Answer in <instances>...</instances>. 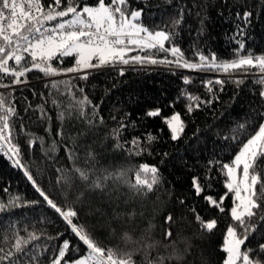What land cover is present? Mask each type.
<instances>
[{
	"label": "trees",
	"instance_id": "trees-1",
	"mask_svg": "<svg viewBox=\"0 0 264 264\" xmlns=\"http://www.w3.org/2000/svg\"><path fill=\"white\" fill-rule=\"evenodd\" d=\"M83 2L93 4L95 0ZM129 3L132 8L145 7L142 23L151 30L171 29L172 19L179 18L183 9L184 18L174 29L172 43L192 62L198 60V54L215 55L218 62L229 61L241 41L245 44L241 54L264 53V0H129ZM245 12L251 13L246 20ZM171 46L165 42V47ZM151 51L157 59L166 55L174 59L170 54ZM144 54L137 50L129 55ZM73 63L74 58H66L62 66L66 68ZM78 75L49 77L33 70L22 78L24 83L14 85V90L0 88L16 108L17 115L12 119L18 135L14 143L21 148V162L36 184L57 205L76 210L78 218L74 222L84 225L99 246L132 252L137 264H142L143 252L136 249L153 241L169 243L163 236L169 227L184 259L168 264H222L226 254L220 249L226 228L232 223L228 214L232 197L229 195L224 201L225 212L221 213L209 206L204 195L218 198L224 194L225 177L215 162L232 160L239 144L227 138L246 121L257 126V115L264 112V101L259 95L261 86L256 83L261 76L258 69L250 70L239 85L233 80L242 76L240 72L229 75L209 69L177 68L174 64H117L92 70L87 80L76 78ZM186 77L192 82L185 84ZM216 78L224 80V84L211 85L209 92L206 82ZM11 79L6 77L4 82ZM53 81L70 84L60 83L53 88ZM69 87L71 93L67 91ZM188 94L213 102L188 113L186 106L194 103L189 101ZM84 96L91 104L84 107L81 117L73 105ZM155 108L162 110V116L145 118V112ZM174 112H179L185 123L177 141L171 139L163 121V117ZM121 123L127 124V128L116 136L114 130ZM21 124L24 132L20 131ZM58 130L63 135L58 136ZM147 133L157 139L151 145L142 144L148 150L135 155L136 149L130 148L128 142ZM34 137L41 139L29 147V139ZM118 143L122 147L118 148ZM210 161L213 166L209 172ZM143 163L157 166L161 177L160 184L147 194L134 193L122 179H108L104 191L91 187L93 181L108 173L127 171V179L134 180V171ZM260 163L264 166V160ZM77 169L86 172L89 179H81ZM24 173L25 169L13 166L8 155L0 153V202L20 198L15 201L16 206L0 211V246L9 248L17 233L25 237L35 233L39 239L28 246V251L36 259L28 264H50L52 249L58 248L63 240L77 245L79 254L86 253V246ZM209 176L211 179H206ZM193 177L210 183L211 192L196 196ZM193 208L205 220L217 219V228L211 234L200 229ZM168 215L174 218L171 226L165 223ZM151 251L153 255H167L171 249L157 247ZM78 253L73 251L72 257Z\"/></svg>",
	"mask_w": 264,
	"mask_h": 264
},
{
	"label": "snow or ice",
	"instance_id": "snow-or-ice-1",
	"mask_svg": "<svg viewBox=\"0 0 264 264\" xmlns=\"http://www.w3.org/2000/svg\"><path fill=\"white\" fill-rule=\"evenodd\" d=\"M144 15L145 7L132 8L129 0H95L93 4L84 3L83 0H0V88L14 90V85L24 83L22 78L33 70H38L49 77L78 73L80 75L76 78L87 80L92 70L114 67L117 64H174L177 68L209 69L229 75L240 72L242 76L233 80L237 85L244 82V77L250 70L258 69L261 76L256 83L261 86L259 95L264 101V53L247 51L246 54H241V50L245 49V44L241 41L234 52V58L229 61L218 62L215 55L209 57L198 54V60L192 62L186 59L181 49L172 43V37L176 35L174 29L184 18L183 9H180L179 18L172 19L171 29L151 30L142 23ZM250 15L251 13L245 12V20ZM165 42L172 46L165 47ZM153 49L170 54L174 59H168L167 55L157 59L151 51ZM137 50L145 54L129 55ZM66 58H74V63L65 68L62 65ZM10 61L13 63L10 64ZM123 74L124 70L121 69L120 75ZM6 77L12 79L5 83ZM191 82L187 77L184 79L185 84ZM60 83L70 84L68 81H53L51 86L58 88ZM213 84L222 86L224 80L219 78L208 80L206 87L209 92H212ZM220 90L222 91L223 88L221 87ZM67 91L71 93V87ZM79 91L82 93L83 89ZM187 98L194 102L186 106L188 113L199 109L202 104L213 102L211 99L203 101L190 94ZM73 99L75 100L74 94ZM216 99L218 100V97ZM88 104H91V101L84 96L76 100L73 108L83 117L84 107ZM253 111L255 112V109ZM16 115L14 104L3 92H0V153L8 155L13 166L25 169L24 174L32 182L35 190L86 246V254H79L77 245L70 244L69 240H63L58 248L52 249L54 254L50 264H137L132 252H121L99 246L84 225L74 222V218H78L76 210L71 206L62 208L57 205L36 184L26 165L21 162V148L14 143L18 133L12 118ZM144 115L145 118L161 117L162 110L148 109ZM163 121L170 131L171 139L179 140L185 128L181 114L174 112L169 117H163ZM249 127H252L251 132ZM126 128L127 124L121 123L114 130V134L120 136ZM20 131L24 132L22 124ZM57 135H63L62 130H58ZM40 139V137L29 139L28 146L33 147ZM156 139V136L147 133L143 138L133 137L128 144L130 148L136 149L135 155H140L148 150L142 144L151 145ZM227 139L237 142L239 150L230 162H215L220 165V171L225 177L226 191L218 198L211 194L204 195L209 206L217 208L221 213L225 212L224 201L229 195L232 197V207L228 209L232 223L226 228L220 249L226 254L222 264H264L262 259L264 257V166L260 163L264 160V112L257 115V126H252L246 121L238 125L233 130V135ZM116 146L122 147L119 143ZM209 166L210 172L212 161L209 162ZM76 171L79 172L81 179L85 181L89 179L86 172L79 169ZM127 176V171L108 173L93 181L91 187L104 191L105 181L122 179L134 193L147 194L161 182L159 168L147 163L140 164L134 171V180L127 179ZM192 188L196 196H201L206 191L211 192L212 186L210 183H202L200 177H193ZM5 191L7 192V189ZM19 199L15 197L6 203L0 202V211H7L9 206H16L15 201ZM180 203L183 204L184 201L181 200ZM192 211L202 231L211 234L217 228L216 218L205 220L195 212V208ZM165 223L171 226L174 218L168 215ZM125 236L130 239L127 233ZM163 236L169 243L153 241L136 249L143 252L142 264H168L173 260L180 262L184 259L183 254L177 249V242L172 240L171 227L164 231ZM38 239L35 233H28L27 237L17 233L9 248L0 246V264H28L34 261L36 257L29 255L28 246ZM32 247L35 248V245ZM157 247L171 251L167 255L159 253L153 255L151 250ZM73 251H77L76 257H72ZM187 251L188 246L184 249L185 253Z\"/></svg>",
	"mask_w": 264,
	"mask_h": 264
},
{
	"label": "rangeland",
	"instance_id": "rangeland-1",
	"mask_svg": "<svg viewBox=\"0 0 264 264\" xmlns=\"http://www.w3.org/2000/svg\"><path fill=\"white\" fill-rule=\"evenodd\" d=\"M172 114H173V113H172ZM172 114H171V115H172ZM171 115H170V116H171ZM84 254H86V253H84Z\"/></svg>",
	"mask_w": 264,
	"mask_h": 264
}]
</instances>
